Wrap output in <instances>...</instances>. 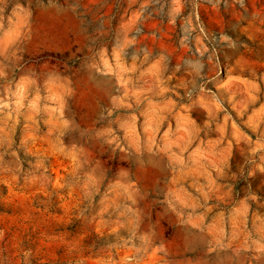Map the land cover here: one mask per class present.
I'll return each instance as SVG.
<instances>
[{
    "label": "rangeland",
    "instance_id": "rangeland-1",
    "mask_svg": "<svg viewBox=\"0 0 264 264\" xmlns=\"http://www.w3.org/2000/svg\"><path fill=\"white\" fill-rule=\"evenodd\" d=\"M0 264H264V0H0Z\"/></svg>",
    "mask_w": 264,
    "mask_h": 264
}]
</instances>
